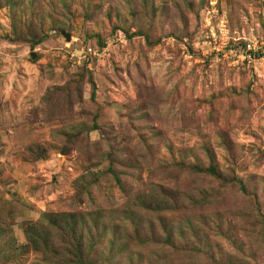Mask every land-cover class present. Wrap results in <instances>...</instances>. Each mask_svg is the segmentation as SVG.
I'll use <instances>...</instances> for the list:
<instances>
[{"label": "rangeland", "instance_id": "rangeland-1", "mask_svg": "<svg viewBox=\"0 0 264 264\" xmlns=\"http://www.w3.org/2000/svg\"><path fill=\"white\" fill-rule=\"evenodd\" d=\"M81 238L94 264H264V0H0V264Z\"/></svg>", "mask_w": 264, "mask_h": 264}, {"label": "trees", "instance_id": "trees-1", "mask_svg": "<svg viewBox=\"0 0 264 264\" xmlns=\"http://www.w3.org/2000/svg\"><path fill=\"white\" fill-rule=\"evenodd\" d=\"M209 176H215L216 172H215V168L214 167H210L207 170ZM34 236L35 237H28V247L32 250H34L35 252H41V254H43V250H41V242L46 243L45 239L42 238V236L36 232H34ZM42 238V239H41ZM78 252L75 256H73V259L71 261H68L67 264H94V258L93 255L95 254V249H93L92 247H89L86 245L84 238L80 239L79 244H78ZM92 253V254H91Z\"/></svg>", "mask_w": 264, "mask_h": 264}, {"label": "built area", "instance_id": "built-area-1", "mask_svg": "<svg viewBox=\"0 0 264 264\" xmlns=\"http://www.w3.org/2000/svg\"><path fill=\"white\" fill-rule=\"evenodd\" d=\"M259 41H257V39H253L248 41V43L246 44L247 50L248 51H256L258 49H260V45L258 46Z\"/></svg>", "mask_w": 264, "mask_h": 264}, {"label": "water", "instance_id": "water-1", "mask_svg": "<svg viewBox=\"0 0 264 264\" xmlns=\"http://www.w3.org/2000/svg\"><path fill=\"white\" fill-rule=\"evenodd\" d=\"M62 35L66 38V41L70 42L71 41V37L69 34H67L65 31H61Z\"/></svg>", "mask_w": 264, "mask_h": 264}]
</instances>
